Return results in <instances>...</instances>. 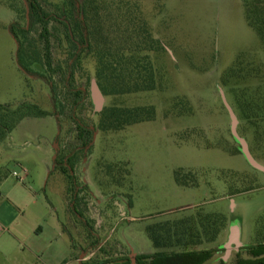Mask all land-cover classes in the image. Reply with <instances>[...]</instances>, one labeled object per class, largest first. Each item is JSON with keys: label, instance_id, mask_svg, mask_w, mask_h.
<instances>
[{"label": "rangeland", "instance_id": "rangeland-1", "mask_svg": "<svg viewBox=\"0 0 264 264\" xmlns=\"http://www.w3.org/2000/svg\"><path fill=\"white\" fill-rule=\"evenodd\" d=\"M40 1L55 11V0ZM141 3L165 48L153 56L162 86L115 98L103 95L102 108L153 106L156 116L103 132L92 93L94 61L86 58L74 73L72 87L85 92L74 108L72 96L64 101L59 73L47 74L53 75L51 84L19 70L9 27L18 20L29 28L26 0H0L1 105L35 104L56 111L59 119L26 118L0 143V264L132 262V256L157 252L147 226L199 208L218 214L223 232L233 225L246 244L256 242L264 216V171L242 154L233 116L237 135L264 167V44L248 24L242 0ZM50 27L55 68L70 59L58 38L64 29L55 22ZM40 31L35 26L29 41L42 49ZM77 123L92 130L87 146ZM56 149L76 157L71 179L55 169ZM178 170L188 181L194 175L191 187L179 184Z\"/></svg>", "mask_w": 264, "mask_h": 264}, {"label": "trees", "instance_id": "trees-1", "mask_svg": "<svg viewBox=\"0 0 264 264\" xmlns=\"http://www.w3.org/2000/svg\"><path fill=\"white\" fill-rule=\"evenodd\" d=\"M242 2L248 24L257 31L264 44V0ZM53 4L55 11H48L40 0H26L29 28L22 26L18 20L9 27L17 44L16 62L25 76H37L51 83L53 75L47 74L59 73V84L66 94L64 101L68 102V98L72 96L71 105L74 108L83 101L85 94L78 87H72L74 73L82 68L88 57L94 61L95 80L105 97L115 98L161 88L162 76L153 56L165 48L154 37L141 0H55ZM52 22L64 29L58 38L66 46L70 59L59 63L55 68L50 40L53 35L50 27ZM37 25L41 30L39 41L42 49L29 41V34ZM55 31L59 32L57 29ZM233 71L234 67L227 70L226 75ZM57 98L58 95H54L56 107L59 106ZM181 114L183 112L177 115ZM48 115L58 116L56 111L48 112L35 104L23 103L16 107L0 105V143L24 119ZM71 116L73 119V115ZM98 116L97 128L100 131L117 132L130 125L153 121L156 111L153 106L111 105L103 107ZM77 127L83 146L89 145L92 130L80 123H77ZM233 153L240 154L239 151ZM76 161V157L59 153L56 149L55 169L70 179L69 172L74 169ZM2 177L0 173V180ZM176 178L183 187L194 184V175L188 181L181 170L176 172ZM220 231L221 220L218 214L208 213L202 208L179 219L151 224L147 226L146 233L157 252L150 256H137L136 263L204 264L214 256L215 249L201 248L214 243ZM256 236L254 244L245 246L234 254L233 264H264V216L258 221ZM105 264L132 262L122 259L105 261Z\"/></svg>", "mask_w": 264, "mask_h": 264}, {"label": "crops", "instance_id": "crops-1", "mask_svg": "<svg viewBox=\"0 0 264 264\" xmlns=\"http://www.w3.org/2000/svg\"><path fill=\"white\" fill-rule=\"evenodd\" d=\"M0 105H1V102H0ZM54 161H55V157H54ZM106 240H107V237H106ZM248 245H252V244H246L243 241L242 233H239L238 235H236L235 226L231 225L229 229H227L225 232H223L221 228V231L218 235L217 240L212 244L205 245V247H202L201 249H204V248L217 249L214 253V256L210 259V260H216L215 264H233L234 254L236 252H239L241 248L248 246ZM101 246L96 247L95 249H99ZM222 250H224L225 253L223 256H220V253H221L220 251ZM137 256L138 255H136V257Z\"/></svg>", "mask_w": 264, "mask_h": 264}, {"label": "water", "instance_id": "water-1", "mask_svg": "<svg viewBox=\"0 0 264 264\" xmlns=\"http://www.w3.org/2000/svg\"><path fill=\"white\" fill-rule=\"evenodd\" d=\"M26 16H27V26H28L29 21H30L28 11H27ZM92 93H93V97H94L95 102H96V108L98 111H101L102 106H103V94H102L96 80H94L92 82ZM236 126H237V122L233 116V133H234V137H235L236 141L241 145L242 154L244 155L245 159L250 163V165H252L256 169L264 171V167L262 165H260L252 156V154H251V152L247 146V143L244 140L240 139L239 136L237 135ZM131 260H132V264H136V258L134 256H132Z\"/></svg>", "mask_w": 264, "mask_h": 264}, {"label": "built area", "instance_id": "built-area-1", "mask_svg": "<svg viewBox=\"0 0 264 264\" xmlns=\"http://www.w3.org/2000/svg\"><path fill=\"white\" fill-rule=\"evenodd\" d=\"M14 176H16L17 178H20V179H24L22 176H20L19 174H17L16 172L14 173Z\"/></svg>", "mask_w": 264, "mask_h": 264}]
</instances>
